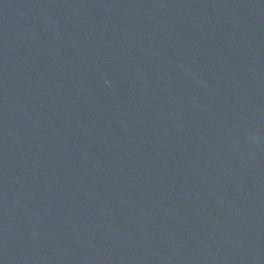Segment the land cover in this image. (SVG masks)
Listing matches in <instances>:
<instances>
[{
  "label": "water",
  "instance_id": "obj_1",
  "mask_svg": "<svg viewBox=\"0 0 264 264\" xmlns=\"http://www.w3.org/2000/svg\"><path fill=\"white\" fill-rule=\"evenodd\" d=\"M154 264H264V0H130Z\"/></svg>",
  "mask_w": 264,
  "mask_h": 264
}]
</instances>
